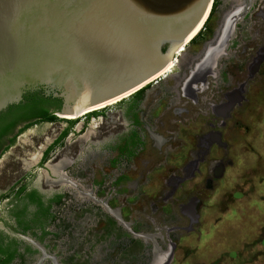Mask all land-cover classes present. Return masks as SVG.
I'll use <instances>...</instances> for the list:
<instances>
[{
  "label": "rangeland",
  "instance_id": "1",
  "mask_svg": "<svg viewBox=\"0 0 264 264\" xmlns=\"http://www.w3.org/2000/svg\"><path fill=\"white\" fill-rule=\"evenodd\" d=\"M256 1L212 0L164 75L130 96L13 131L0 150V264L15 248L7 264H264V10ZM225 26L233 35L210 69L205 54ZM216 67L208 115L188 110L195 99L184 81L176 85L183 72L209 83ZM233 89L236 102L218 114ZM31 189L48 214L22 231L16 210ZM35 209L27 203L22 218Z\"/></svg>",
  "mask_w": 264,
  "mask_h": 264
},
{
  "label": "water",
  "instance_id": "2",
  "mask_svg": "<svg viewBox=\"0 0 264 264\" xmlns=\"http://www.w3.org/2000/svg\"><path fill=\"white\" fill-rule=\"evenodd\" d=\"M209 1L0 0V111L28 89L59 97L55 114L130 96L163 76Z\"/></svg>",
  "mask_w": 264,
  "mask_h": 264
},
{
  "label": "trees",
  "instance_id": "3",
  "mask_svg": "<svg viewBox=\"0 0 264 264\" xmlns=\"http://www.w3.org/2000/svg\"><path fill=\"white\" fill-rule=\"evenodd\" d=\"M60 104L61 99L59 97L44 95L41 89L25 90L21 95V99L17 103H12L0 111V138L9 133L20 122H23V125L19 127L16 132H20L24 128L36 122L46 121L51 113L59 109ZM91 112L93 113V111ZM68 121L72 122L71 119ZM65 133V130L62 131L54 142H57L60 138H62ZM13 138L14 135H12L8 140V144L12 142ZM128 140L130 147L127 149V152L131 153L132 151L130 148H132L133 144L136 143L137 139L135 138V135H129ZM7 145H5L2 149H4ZM126 146L127 144L125 145V148ZM25 198L26 201H24L20 208L16 210L18 214V221L16 222L21 225V227H19L22 231L30 228V222H34L36 219L40 220L41 217L45 218L49 209V204L47 203L44 205L41 197L34 189L27 191ZM27 203H32L36 208L33 213L34 217H32L29 222L22 218ZM15 251L16 248L13 251L6 253L7 255L3 257L1 264H7L11 260Z\"/></svg>",
  "mask_w": 264,
  "mask_h": 264
},
{
  "label": "flooded vegetation",
  "instance_id": "4",
  "mask_svg": "<svg viewBox=\"0 0 264 264\" xmlns=\"http://www.w3.org/2000/svg\"><path fill=\"white\" fill-rule=\"evenodd\" d=\"M230 6H233V3L235 2L236 4H237V2H238V0H230ZM256 7H259L260 9H263L264 10V0H257L256 1ZM231 9V8H230ZM225 14H227V13H225ZM254 14H252V16H253ZM258 16V15H257ZM223 17H225V15H223ZM222 17V18H223ZM255 18H254V20L256 19V14H255V16H254ZM262 21H263V19L261 18V21H260V23L258 24V28H259V26H261V28H262V30H263V34H262V36H264V29H263V23H262ZM216 34V33H215ZM215 34H214V36H215ZM233 35V34H232ZM232 37V36H231ZM231 37H230V39H231ZM189 42V41H188ZM187 42H185L184 44H181V45H185ZM208 46V45H207ZM261 47V46H260ZM259 47V48H260ZM204 50H205V48L200 52L201 54H200V57H199V60L202 58L201 56H202V53L204 52ZM175 60H176V58H174ZM254 59V58H253ZM252 59V60H253ZM196 63V62H195ZM218 63H219V60H218ZM193 64V63H192ZM191 64V65H192ZM218 65V64H217ZM192 67H194V64L192 65ZM191 67V68H192ZM191 68H189L187 71H184L183 72V76H181V78L179 79V82L176 84V85H178V86H180L179 84L182 82V81H184L183 82V86H184V89L186 90V91H190L191 93H192V95H193V97H194V99H195V102H194V104L193 105H190L189 104V106H188V104L187 103H185V105H187L188 106V110H191V111H195V109H196V112L197 113H202V114H207L208 115V113H209V109H210V104H214V102H216V100L215 99H213L212 101L210 100V98H209V95H211V93H210V85H211V83L214 81V79L218 76V72H217V70L219 69V67H216L214 70L216 71L215 72V74L212 72V77H211V81L209 82V83H204V82H199V83H197V84H194L195 83V78H196V76H195V78H189V80H188V76H189V74H190V71H191ZM248 71V70H247ZM247 72H246V77H245V80H247L248 78H247ZM190 77V76H189ZM177 86V87H178ZM195 87V88H194ZM196 89H198L197 91H195ZM177 92H178V95H179V90L177 89ZM201 97H204V98H208V99H205L204 100V102H202L201 101ZM202 104V105H201ZM199 105V106H198ZM195 106H198L197 108H195ZM215 106V105H214ZM51 109V108H50ZM215 109V108H214ZM218 114H221L222 112H223V110H215ZM23 125V122H20V123H18L16 126H15V128H13L9 133H7V134H5V135H3L1 138H0V150L8 143V140L11 138V136H12V133H13V131L15 130H17L19 127H21ZM62 158V157H61Z\"/></svg>",
  "mask_w": 264,
  "mask_h": 264
},
{
  "label": "bare ground",
  "instance_id": "5",
  "mask_svg": "<svg viewBox=\"0 0 264 264\" xmlns=\"http://www.w3.org/2000/svg\"><path fill=\"white\" fill-rule=\"evenodd\" d=\"M211 1L212 0H210L209 2H208V4H207V8H206V11H205V13H204V16L206 15V13H207V10L208 9H210V6H211ZM235 16L233 17V16H229V18H228V20H227V23H226V25L230 22V23H234V20H235ZM223 33L221 34V36L219 37V39H218V41L216 42V44H213V45H211L210 47H209V49H208V52H206V56L204 57V59H205V62H206V64H208L209 65V67H210V69L212 68H214L215 66H216V64H217V58H218V56L220 57V55L224 52V49H225V47H226V45H227V42L229 41V39H230V37H231V35H232V32L230 31L229 32V30L226 28V26L224 27V29H223ZM198 33V32H197ZM196 33V34H197ZM192 35V34H191ZM190 35V36H191ZM190 36H188V37H190ZM194 37V36H193ZM192 37V38H193ZM191 38V39H192ZM190 41V40H189ZM188 42V41H187ZM184 46L183 45H181V47L179 48V49H177L176 50V52L177 51H179L180 49H182ZM254 60V59H253ZM168 63H169V61L167 62V64L165 65V67L162 69V71H164L165 72V70H166V68L168 67ZM211 72H212V70H211ZM164 75V74H163ZM193 78H195V77H193ZM231 94V101H230V103L229 104H227V105H225V106H219V105H216L215 106V108H217L218 106V109H220V110H223L224 111V109L227 107V106H229V105H231V104H233L234 102H236V100H237V97H238V89L236 90V89H233V92L232 93H230ZM111 103H113V102H111ZM102 107V105H98V106H94V107H91V108H88V109H84V110H79V109H77V108H73V110H72V112L71 113H64V114H60V113H57V115H59V116H62V117H64V118H76V117H80V116H82V115H84L85 113H87L88 111H90V110H92V109H98V108H101ZM32 159V158H31ZM59 165V164H58ZM57 168H60L61 166H56ZM57 168H54V167H51V169H52V171L53 172H57L58 171V169Z\"/></svg>",
  "mask_w": 264,
  "mask_h": 264
}]
</instances>
